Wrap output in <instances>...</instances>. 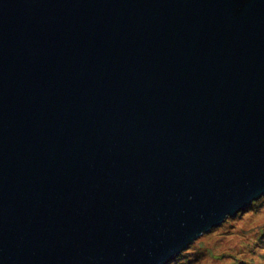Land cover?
<instances>
[{
  "label": "water",
  "instance_id": "95a60500",
  "mask_svg": "<svg viewBox=\"0 0 264 264\" xmlns=\"http://www.w3.org/2000/svg\"><path fill=\"white\" fill-rule=\"evenodd\" d=\"M264 194V0H0V264H169Z\"/></svg>",
  "mask_w": 264,
  "mask_h": 264
},
{
  "label": "rangeland",
  "instance_id": "374dc122",
  "mask_svg": "<svg viewBox=\"0 0 264 264\" xmlns=\"http://www.w3.org/2000/svg\"><path fill=\"white\" fill-rule=\"evenodd\" d=\"M169 264H264V194L203 232Z\"/></svg>",
  "mask_w": 264,
  "mask_h": 264
}]
</instances>
